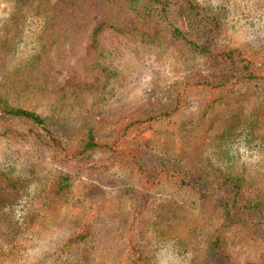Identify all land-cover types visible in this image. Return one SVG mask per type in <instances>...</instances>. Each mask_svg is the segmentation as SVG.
Returning <instances> with one entry per match:
<instances>
[{
  "label": "rangeland",
  "instance_id": "374dc122",
  "mask_svg": "<svg viewBox=\"0 0 264 264\" xmlns=\"http://www.w3.org/2000/svg\"><path fill=\"white\" fill-rule=\"evenodd\" d=\"M199 1L226 9L220 43L251 53L264 38V26L246 25L240 13L264 0ZM142 3L147 2L0 0V95L46 117L69 140L78 138L88 117L98 139L133 138L140 164L105 163L103 152L91 161H52L0 136V172L18 186L4 188L11 199L0 207V264H134L140 258L129 254L130 245L141 251L138 264H264V243L225 223L211 197L169 181L151 185L157 179L142 173L144 166L173 156L191 167L240 173L248 188L264 195V91L243 81L206 107V93L186 87L192 54L181 50V41L155 13L133 9ZM109 12L123 31L107 28L93 42V29ZM178 85L183 104L173 121L117 131L140 122L136 114L151 104L157 103L150 109L156 111ZM61 89L81 90L74 100L63 98ZM233 113L256 118L245 139L236 135L240 126L229 119ZM60 175L71 176V185L47 193L49 181ZM84 229L86 239L65 245ZM215 238L219 249H211Z\"/></svg>",
  "mask_w": 264,
  "mask_h": 264
},
{
  "label": "trees",
  "instance_id": "16d2710c",
  "mask_svg": "<svg viewBox=\"0 0 264 264\" xmlns=\"http://www.w3.org/2000/svg\"><path fill=\"white\" fill-rule=\"evenodd\" d=\"M138 1L133 0L135 4ZM143 1L147 3L133 6V9L142 12L143 15L150 12L155 13L165 23L169 35L181 41L184 46L181 50L192 54L194 62L190 68L186 87L201 88L207 95L206 107H212L215 103L226 99L229 94L237 90L238 85L243 81L254 82L260 91H264V38L262 37V41L258 42L257 46L252 45L251 53L246 52V48L242 46L220 43L218 35L227 26V15L224 11L226 9L220 6L210 8L200 3L199 0ZM261 7L262 10L259 11ZM240 13L246 25L264 26V20L257 17L258 14L264 16V3L257 4V7L252 9L249 6H246V9L241 8ZM117 23L112 12L107 13L93 29V42H96L101 32L107 28L115 32L123 31L122 26ZM115 36L121 39L119 34ZM72 85L81 88V84ZM179 85L170 91L167 99H161L158 102L156 111L151 112L150 109L157 103L151 104L136 114V119L140 122L128 127L121 125L117 131L132 132L141 122L152 124L156 121H173L183 104L181 93L183 88ZM80 90L68 94L61 89L62 97H72L71 99L75 100L79 97ZM55 112L53 110V113ZM230 117L240 126L236 129V135L245 139L252 131L256 118L252 115L238 113H233L229 115V119ZM114 135L116 131L110 137ZM0 136L16 142L19 147L27 146V150H24L27 153H39L40 156L44 153L49 154L52 161H91L95 152H103L106 158L105 163L124 161L134 166L139 167L140 165L134 151L133 138L122 139V137L117 141L111 138L110 140L98 139L91 126L90 117H88L83 122L78 138L69 140L55 132L46 117L32 109L14 106L2 95H0ZM144 169L142 173L145 172L148 178L157 179L155 183H150L151 185L156 186V184L160 185L169 181L181 189L211 197L222 210L225 223L248 231L252 238L264 243V195L254 188H248L240 173H231L215 165L209 167L201 164L198 167H191L188 163H182L173 156L152 162L144 166ZM1 177L4 184L0 182V207H4L11 199L9 192H4V188L8 186L15 189L18 186L17 181L8 173L1 171L0 179ZM71 183V176L60 175L49 181V188L45 191L49 194L63 192ZM86 237L87 232L84 229L72 235L65 245L70 247L79 244ZM219 240L220 238H215L211 249L213 246L221 248ZM130 251L131 254L135 251L137 258L141 259V251L135 246L130 245L129 254ZM140 259L137 261L134 258V264H138Z\"/></svg>",
  "mask_w": 264,
  "mask_h": 264
}]
</instances>
